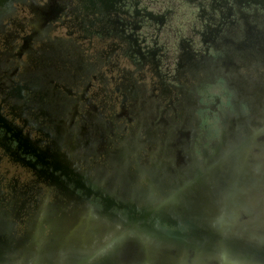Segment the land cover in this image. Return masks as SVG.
Returning <instances> with one entry per match:
<instances>
[{"label": "flooded vegetation", "instance_id": "af4514ba", "mask_svg": "<svg viewBox=\"0 0 264 264\" xmlns=\"http://www.w3.org/2000/svg\"><path fill=\"white\" fill-rule=\"evenodd\" d=\"M31 2L0 0V264H264V0Z\"/></svg>", "mask_w": 264, "mask_h": 264}, {"label": "rangeland", "instance_id": "374dc122", "mask_svg": "<svg viewBox=\"0 0 264 264\" xmlns=\"http://www.w3.org/2000/svg\"><path fill=\"white\" fill-rule=\"evenodd\" d=\"M63 0H32L31 6L33 7L34 11H38V8H47L48 13L52 12V7H55L62 3ZM59 3V4H58ZM31 16L34 14V12H30ZM35 18V27L39 28V25L37 26L38 19L37 15L35 14L33 16ZM61 16L58 14V17H53L49 24H46L42 29L40 30V33L47 32V34L50 35V37L54 36H61L64 33V30L61 26ZM40 33L36 34L41 35ZM39 37V36H37ZM223 88L219 85H213L209 89V95L211 96V100L209 101V104L214 103L215 98H219L220 101L223 103L226 102V97H224L222 94ZM174 108H164L160 111L161 115L164 116L168 113L171 114L172 110L175 111ZM262 126L259 131V135L257 137V142L255 143V147L253 148V151L251 153V160L254 170V182L252 183L251 187V194L249 196V205L247 207H243L241 213H239V218L241 217V221L243 223V227L245 232L249 236H254L260 239L261 241H264V118L262 119ZM171 157L174 155L171 151L169 153ZM242 213L246 217H242ZM263 229V232H258V229ZM53 237V235H52ZM52 237H49L47 240V243L52 241Z\"/></svg>", "mask_w": 264, "mask_h": 264}, {"label": "water", "instance_id": "95a60500", "mask_svg": "<svg viewBox=\"0 0 264 264\" xmlns=\"http://www.w3.org/2000/svg\"><path fill=\"white\" fill-rule=\"evenodd\" d=\"M252 185V184H251ZM249 186V191H248V194H247V196H246V201H245V203H246V205H249V196L251 195V194H253V192H251V187L252 186ZM241 213V212H240ZM242 217H246L243 213H242ZM239 219H241V217L239 218ZM242 222V221H241ZM262 229V228H261ZM259 230V229H258ZM259 232V231H258ZM261 233V232H260Z\"/></svg>", "mask_w": 264, "mask_h": 264}]
</instances>
